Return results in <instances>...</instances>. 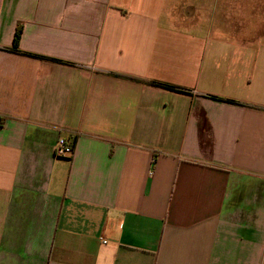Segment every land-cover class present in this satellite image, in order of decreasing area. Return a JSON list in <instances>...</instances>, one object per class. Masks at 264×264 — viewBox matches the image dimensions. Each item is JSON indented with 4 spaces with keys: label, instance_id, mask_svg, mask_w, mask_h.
<instances>
[{
    "label": "crops",
    "instance_id": "obj_1",
    "mask_svg": "<svg viewBox=\"0 0 264 264\" xmlns=\"http://www.w3.org/2000/svg\"><path fill=\"white\" fill-rule=\"evenodd\" d=\"M0 264H264V0H0Z\"/></svg>",
    "mask_w": 264,
    "mask_h": 264
},
{
    "label": "built area",
    "instance_id": "obj_2",
    "mask_svg": "<svg viewBox=\"0 0 264 264\" xmlns=\"http://www.w3.org/2000/svg\"><path fill=\"white\" fill-rule=\"evenodd\" d=\"M74 145L75 142L73 140L60 137L55 146V155L58 157H71L74 153Z\"/></svg>",
    "mask_w": 264,
    "mask_h": 264
},
{
    "label": "trees",
    "instance_id": "obj_3",
    "mask_svg": "<svg viewBox=\"0 0 264 264\" xmlns=\"http://www.w3.org/2000/svg\"><path fill=\"white\" fill-rule=\"evenodd\" d=\"M21 33H22V27L18 26L17 30H16V33H15V38H14L15 47H18V44H19V41H20V38H21ZM153 84L157 85V86H163L165 88L175 89V87H173L171 85H168V84H163V83H158V82H153Z\"/></svg>",
    "mask_w": 264,
    "mask_h": 264
}]
</instances>
